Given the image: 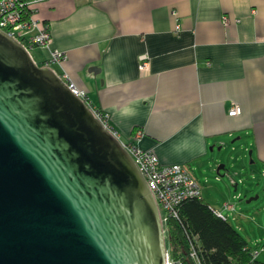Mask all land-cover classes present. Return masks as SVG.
Wrapping results in <instances>:
<instances>
[{"label":"crops","instance_id":"1","mask_svg":"<svg viewBox=\"0 0 264 264\" xmlns=\"http://www.w3.org/2000/svg\"><path fill=\"white\" fill-rule=\"evenodd\" d=\"M29 13L66 54L54 71L86 89L122 138L142 130L139 145L186 165L200 188L227 148L244 157V145L264 166V0H34ZM38 49L44 65L50 49Z\"/></svg>","mask_w":264,"mask_h":264},{"label":"water","instance_id":"2","mask_svg":"<svg viewBox=\"0 0 264 264\" xmlns=\"http://www.w3.org/2000/svg\"><path fill=\"white\" fill-rule=\"evenodd\" d=\"M165 246L133 158L0 29V264H166Z\"/></svg>","mask_w":264,"mask_h":264},{"label":"built area","instance_id":"3","mask_svg":"<svg viewBox=\"0 0 264 264\" xmlns=\"http://www.w3.org/2000/svg\"><path fill=\"white\" fill-rule=\"evenodd\" d=\"M32 1L34 0H0V29L20 41L29 52L34 46L49 48L50 54L45 60L44 65L60 63L65 60L66 54L59 49L50 48L52 36L49 29L46 27H38V21L36 19L32 18L30 15L27 17L25 16V11L29 9V4ZM222 22L225 25L229 23L227 15L222 17ZM34 29H36V31L31 32V30ZM178 29L179 24L176 25V30ZM138 66L142 72L148 69L149 56L147 54L144 53L139 56ZM58 75L67 84L70 90L88 105L100 123L120 141L121 145L137 164L157 203L163 224L164 236L166 238L167 220L170 217H179V205L181 202L188 198L201 197L199 183L192 176L186 165L180 163H161L154 151L142 148L138 143L143 135L142 130L137 129L131 137L126 139L122 138L111 124L110 114L106 110L95 106L90 101L86 89L79 87L66 73ZM240 112V105L234 104L229 114L237 115ZM223 208L228 211L227 214L215 208H213V211L223 219H228L229 215L235 218L234 202H225ZM260 243V250H264V242ZM189 245L191 258L196 264H200L198 249L196 247L199 245L197 235L189 237ZM165 251L166 264H181L179 261L173 259L169 247L165 246ZM252 252L254 256H257V251L252 249Z\"/></svg>","mask_w":264,"mask_h":264},{"label":"trees","instance_id":"4","mask_svg":"<svg viewBox=\"0 0 264 264\" xmlns=\"http://www.w3.org/2000/svg\"><path fill=\"white\" fill-rule=\"evenodd\" d=\"M29 15L28 9L25 16ZM166 231L172 257L181 264H196L190 256L192 235L199 239L200 264H264L255 259L246 239L201 197L181 202L179 217L167 220Z\"/></svg>","mask_w":264,"mask_h":264},{"label":"rangeland","instance_id":"5","mask_svg":"<svg viewBox=\"0 0 264 264\" xmlns=\"http://www.w3.org/2000/svg\"><path fill=\"white\" fill-rule=\"evenodd\" d=\"M30 54L35 62L43 65L38 46L31 48ZM49 66L53 70L57 69L55 64ZM244 147L243 145L241 150L244 157H239L236 153L239 148L225 150L227 152L226 165L219 172L215 171L214 175L202 179L201 182L207 180L208 183L200 182V196L205 202L222 210L224 214L228 211L222 208L223 202L227 200L234 202L235 218L229 215L228 222L247 239L259 254L261 243L256 245V240L258 237L264 238V166H252L249 149L245 150ZM219 164H224V162ZM215 176L219 177V180L215 179ZM235 183H237V188H235ZM206 186L207 188L204 189ZM256 195L257 198L248 201ZM165 243L166 247H169L167 238H165Z\"/></svg>","mask_w":264,"mask_h":264}]
</instances>
